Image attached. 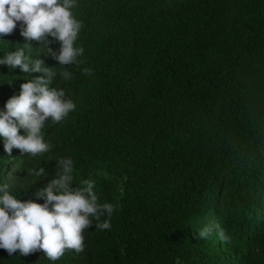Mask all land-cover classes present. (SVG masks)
Here are the masks:
<instances>
[{
    "label": "trees",
    "instance_id": "1",
    "mask_svg": "<svg viewBox=\"0 0 264 264\" xmlns=\"http://www.w3.org/2000/svg\"><path fill=\"white\" fill-rule=\"evenodd\" d=\"M76 5L82 63L60 66L38 55L36 42L31 55L53 68L50 87L76 107L60 123L46 122L47 153L8 155L0 138V183L21 202L43 204L35 193L55 177L56 160L71 157V187L94 181L98 202L116 206L111 228L93 221L84 252L58 261L0 249V264H264V0ZM20 31L17 22L0 37V59L23 46ZM46 39L58 54L59 42ZM38 75L0 65V112ZM39 167L44 176L29 174ZM209 222L231 242L215 232L194 239Z\"/></svg>",
    "mask_w": 264,
    "mask_h": 264
},
{
    "label": "clouds",
    "instance_id": "2",
    "mask_svg": "<svg viewBox=\"0 0 264 264\" xmlns=\"http://www.w3.org/2000/svg\"><path fill=\"white\" fill-rule=\"evenodd\" d=\"M75 6L76 0H0V37L12 34L20 22V35L24 39L22 47L8 51L0 59V65L19 68L23 73H39L21 84L19 95L12 96L5 104V111L0 112V138L8 155L14 148L32 157L53 150L45 141L42 129L49 119L60 123L76 107L63 88L50 87L57 75L53 68L46 67L40 58L31 59L32 42H36L44 49L37 54L51 55L60 66L82 63L77 58L83 56L84 48L74 46L83 26L73 17L71 9ZM47 37L59 42L58 54L49 47L51 41ZM83 73L90 75L92 69L85 68ZM59 75L64 80L72 78L67 70ZM21 129L24 135L19 134ZM56 169L55 177L35 193L44 200L43 204L21 202L10 193V185L0 183V249L10 256L17 250L23 255L43 251L48 260L58 261L68 250L84 252V230L93 221L97 229L111 228L110 218L116 206L98 202L95 182L85 179L83 186L71 187L76 172L71 157L57 159ZM29 174L40 178L45 170L39 167L31 169ZM105 215L108 218L101 222ZM213 232L220 242H231V237L214 222L199 227L193 238L205 240Z\"/></svg>",
    "mask_w": 264,
    "mask_h": 264
}]
</instances>
